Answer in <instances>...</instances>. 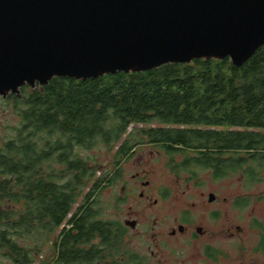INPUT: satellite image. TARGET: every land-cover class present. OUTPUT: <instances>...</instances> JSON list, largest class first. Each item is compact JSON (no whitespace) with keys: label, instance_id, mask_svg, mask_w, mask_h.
<instances>
[{"label":"trees","instance_id":"obj_1","mask_svg":"<svg viewBox=\"0 0 264 264\" xmlns=\"http://www.w3.org/2000/svg\"><path fill=\"white\" fill-rule=\"evenodd\" d=\"M26 86L18 133L0 147V244L14 264H140L123 262L127 227L98 208L97 194L115 178L99 175L97 157L83 150L118 146L120 163L150 143L178 175H241L250 189L264 183V46L242 66L202 58ZM51 240V259L38 261Z\"/></svg>","mask_w":264,"mask_h":264},{"label":"water","instance_id":"obj_2","mask_svg":"<svg viewBox=\"0 0 264 264\" xmlns=\"http://www.w3.org/2000/svg\"><path fill=\"white\" fill-rule=\"evenodd\" d=\"M263 46L264 0H0V94L202 58L242 66Z\"/></svg>","mask_w":264,"mask_h":264},{"label":"rangeland","instance_id":"obj_3","mask_svg":"<svg viewBox=\"0 0 264 264\" xmlns=\"http://www.w3.org/2000/svg\"><path fill=\"white\" fill-rule=\"evenodd\" d=\"M21 123L15 104L0 97V147L16 137ZM134 128L132 125L130 130ZM117 149L118 146L109 151L101 145L82 153L97 157V165L102 169L99 175L109 172L110 178H115L96 198L100 199L98 208L104 218L120 221L127 227L125 249L148 257V264H217L202 255L208 246H216L229 254V259L224 256L217 262L238 264L241 235L238 227L246 231L242 236H249L252 244L257 241V231L261 230L258 223H264V183L250 189L241 175L225 179H214L210 171L200 172L197 179L178 175L169 165V155L150 143L138 144L128 157L117 163L114 158ZM175 159L179 162L182 157ZM163 192L168 196L164 197ZM210 193L216 195L213 202L209 201ZM244 196H249V203L237 207L235 200ZM186 216L190 220L187 224L183 222ZM128 220H136V227L126 225ZM181 223L194 232L202 226L204 233L197 240L190 233L172 236V230L178 231ZM231 231L236 235H230ZM19 241L23 245L33 244L32 240ZM53 242L45 243L38 261L51 259ZM0 264H14L1 244Z\"/></svg>","mask_w":264,"mask_h":264},{"label":"flooded vegetation","instance_id":"obj_4","mask_svg":"<svg viewBox=\"0 0 264 264\" xmlns=\"http://www.w3.org/2000/svg\"><path fill=\"white\" fill-rule=\"evenodd\" d=\"M26 85H23L20 88V93L11 92L6 96L0 94V97L4 98L10 103L15 104V106L17 107L18 106L17 103L24 97V89H26L27 87ZM38 86L40 85H37L35 88H37ZM30 88L33 90L35 89L32 87ZM140 194L141 196H143L144 192L142 191ZM183 220H184L183 221L184 223L190 222L187 216ZM181 226H183L182 230H181ZM199 228L201 230H199ZM238 229H239V233L241 234L240 244L238 247V251L240 252L239 254L240 261L238 264H264V260H263L264 259V230L257 231L259 234L258 239L254 244H252L253 240H251L249 236H246V237L242 236V234L246 233V231L243 229H240V227H238ZM187 233L191 234L190 237L192 239L197 240L199 238L198 235L200 234L202 235V233H204V229L202 226H198L196 228V232L190 231L185 224L181 223L178 227V231L176 229H173L171 232V235L172 236H176L178 234L185 235ZM230 235L234 236L236 235V232L231 231ZM125 254L127 255V257H125L126 255H123L121 257L123 262L124 260H130L132 257H134L140 264H148L150 261L148 257L140 256L136 251H130ZM202 255L206 260L215 261L217 264H229V262H226V261L222 263H219L216 261L220 257H224V256H226L224 257L226 258V260L229 259V254L228 255L226 254L225 249L223 247L208 246L206 249L203 250Z\"/></svg>","mask_w":264,"mask_h":264},{"label":"bare ground","instance_id":"obj_5","mask_svg":"<svg viewBox=\"0 0 264 264\" xmlns=\"http://www.w3.org/2000/svg\"><path fill=\"white\" fill-rule=\"evenodd\" d=\"M11 93V92H10Z\"/></svg>","mask_w":264,"mask_h":264}]
</instances>
